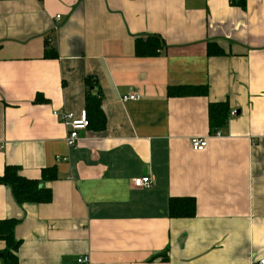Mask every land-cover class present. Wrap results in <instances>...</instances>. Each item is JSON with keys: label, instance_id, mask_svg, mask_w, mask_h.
<instances>
[{"label": "crops", "instance_id": "0c3cea01", "mask_svg": "<svg viewBox=\"0 0 264 264\" xmlns=\"http://www.w3.org/2000/svg\"><path fill=\"white\" fill-rule=\"evenodd\" d=\"M149 36L166 49L138 58L136 38ZM213 44L223 56L208 55ZM87 77L106 127L69 148L53 113L86 109ZM174 87L208 94L169 97ZM129 95L141 99L123 102ZM212 103L237 112L220 136ZM197 137L204 152L191 146ZM8 165L30 180L58 173L45 184L49 204L19 205L0 185V221H19L18 264H259L264 0L0 1V177ZM143 177L151 187H134ZM172 198H194L196 216L169 218Z\"/></svg>", "mask_w": 264, "mask_h": 264}, {"label": "trees", "instance_id": "16d2710c", "mask_svg": "<svg viewBox=\"0 0 264 264\" xmlns=\"http://www.w3.org/2000/svg\"><path fill=\"white\" fill-rule=\"evenodd\" d=\"M4 1V0H0ZM47 44H49L47 42ZM166 45L159 36H149L146 38H136L135 54L138 58H152L160 56L165 51ZM209 56H223L224 52L217 45H210ZM47 59H56L58 54L55 49H47L45 53ZM92 77L86 78L87 85V104L86 112L90 123L97 130H104L106 127V117L101 108L102 95L96 81ZM95 82V84H94ZM200 94L207 96L208 88L194 87H174L168 89L169 97H185ZM47 103L46 100L38 97L35 101ZM229 105L227 103H212L209 106V119L211 134L216 135L225 129L230 117ZM58 178L56 168L44 169L41 180H30L21 175V170L16 166H6L5 173L0 177V185L11 189L15 201L19 205L25 204H49L52 202L53 195L50 188L45 186L48 182H53ZM196 201L194 198H172L169 201L168 215L171 219H191L196 216ZM17 220L9 219L0 221V240L5 242L4 253L5 264H18L17 251L21 245L15 239V229L18 225Z\"/></svg>", "mask_w": 264, "mask_h": 264}, {"label": "built area", "instance_id": "2783aa9c", "mask_svg": "<svg viewBox=\"0 0 264 264\" xmlns=\"http://www.w3.org/2000/svg\"><path fill=\"white\" fill-rule=\"evenodd\" d=\"M60 19V17H57ZM141 97L139 95H129L122 98L123 102L129 101H139ZM236 111L231 112L230 116L235 117ZM54 117H57L62 125L67 129V135L65 142L69 148H74L78 145V143L82 140L80 137V133L88 130L90 128V123L88 119V114L86 110H83L79 116H76L72 113L66 111H55ZM221 133L218 132L216 136H220ZM191 146L196 152H204L208 146V140L206 138H193L191 140ZM134 187L136 188H149L151 187V179L150 177H143L140 179H136L134 181ZM89 257H83L78 259V264H89ZM259 264H264V259L259 261Z\"/></svg>", "mask_w": 264, "mask_h": 264}, {"label": "rangeland", "instance_id": "374dc122", "mask_svg": "<svg viewBox=\"0 0 264 264\" xmlns=\"http://www.w3.org/2000/svg\"><path fill=\"white\" fill-rule=\"evenodd\" d=\"M2 254H3V256H2ZM0 261H1V264H5L4 253H0Z\"/></svg>", "mask_w": 264, "mask_h": 264}, {"label": "water", "instance_id": "95a60500", "mask_svg": "<svg viewBox=\"0 0 264 264\" xmlns=\"http://www.w3.org/2000/svg\"><path fill=\"white\" fill-rule=\"evenodd\" d=\"M2 256H3V254H2Z\"/></svg>", "mask_w": 264, "mask_h": 264}]
</instances>
